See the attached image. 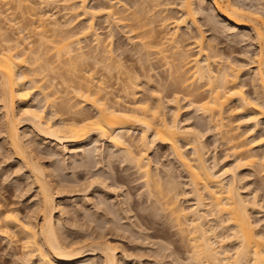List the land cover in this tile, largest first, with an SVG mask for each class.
<instances>
[{"label": "bare ground", "instance_id": "6f19581e", "mask_svg": "<svg viewBox=\"0 0 264 264\" xmlns=\"http://www.w3.org/2000/svg\"><path fill=\"white\" fill-rule=\"evenodd\" d=\"M54 1L61 2L65 9H67V15L69 14V16L65 22L55 17V13H51L50 9L43 10L44 6L51 5V2ZM87 1L88 0H4L8 7L5 10L0 9V108H2L1 111H3V121L1 123L2 126L0 125V132L4 134L3 140H5L4 142L7 143L9 147L8 151L10 155L13 154L15 158L25 166L27 169V175L26 173L25 175L32 179V184L36 185L37 188L35 194L37 197L35 208L24 217L20 216L17 208L9 206L8 202L4 199H0V236L8 237V239L11 237L13 238V236L14 238L16 237V242L18 241L20 242L19 244H21L24 260L30 264L34 262H37V264H83L84 258L87 256H98V259L96 262L94 260H88L84 262V264H121L122 258L124 256L126 257L124 254L119 255L120 251L118 248L120 246H116L115 243L110 241L111 239H107L102 231L97 232L95 229H92L94 232L92 231L91 234L89 233L83 240L81 237L80 239L77 237L78 239L75 238V240L74 238L68 240L66 236V238L63 237L64 235H62L63 231L61 229H63L62 226L65 222L62 221V213L67 214V212H63V208H61L63 206L61 204V197L63 196L62 193H65L63 192L65 186H63L58 179L59 173L57 169H60V171L62 170L59 168V165L54 167V169L48 168V162L46 164L42 156L44 151L43 149L41 150L39 146L42 144L36 141L34 143L30 140L31 138L29 139L27 137V130H22L28 128L32 134L34 133V135H36V138L39 137L42 142L44 141L47 144L46 149H48V152H46L49 154L48 157L58 156L61 160H67L69 149L71 150L70 146L81 144L92 146L83 149L84 154L82 153V160L85 159L86 162L89 160V157H95V159L97 158L96 156L100 155L104 157L107 152L109 156L112 154L114 157L116 153H113L115 151L118 153L119 151L120 153L118 154H122L123 156L121 159L127 160L130 164H133L134 167L136 166L138 172L143 173L144 178H142L145 179L144 184L145 187L148 188L146 191L147 193L148 191L150 192V194H148L150 198L151 195H154L152 196L153 200L162 196L160 191L163 188L159 190L161 187L159 177H161V175L158 176V174L153 173L152 160L149 155L154 151L158 152L159 143L168 145L176 161H178L188 173V185L191 187L190 191L188 190L185 194L189 195L191 193L195 202L188 208L182 206L179 203V196L181 197L184 194L178 189V183L176 184V181H170L171 179H169V181L165 180V182H169V185L167 190L165 188L163 189V194L166 195L168 193L171 195L167 194L169 197L163 196L166 199L163 198L164 200H162V203L158 202L161 200L160 197V200L159 198L156 199L153 204L156 207L159 203L161 205L160 208L162 207L163 210L165 209L168 211V215H170L169 221L172 220V222H176L178 230H181L180 232H185L182 233V236L188 237V242H190L193 251L191 253L192 262L189 263L264 264V231L258 228L259 223H256L252 218V213L255 212H252V210L260 205V201L256 198L255 192L253 193L255 197L251 194L252 198H250V194L248 195L249 197H247L248 193L246 195L244 194V196L241 190L243 189L241 185L243 181L242 171L246 166H252L254 168L255 165L258 167L260 166V169L262 167V171L258 170L264 175V154L259 153L261 155L260 157L256 154L257 152H253V147L257 141L264 143V133L261 134L258 140H249L251 135L254 136L255 131L259 132L261 129L260 127L264 128V6L261 4L259 5V3L257 5L256 3L264 0H207L206 4L204 3L205 0H202V2L199 0L198 3H200V6L198 5V7L196 0H150L153 2V5L149 6L148 4L151 2L147 3V1H145L146 5H144L145 8L148 6L149 9L151 6L156 7V9L152 7V10L155 9L153 15L151 14L152 11L148 8L147 11H150L148 14H151V16H148V14L143 15L147 13V11L145 12L144 5L143 8H141V11L144 12L143 14H133V23L129 25L130 30H127L133 31L132 33L130 32L131 34H133L134 31L138 32L136 36L140 40L138 44L140 48L137 47L139 50L136 52L139 54L136 53L134 55H139L140 62L142 60L143 62L149 61V56L157 51L160 56L156 57L157 59L159 58L158 62L161 58L166 64L170 65V67H168L169 69L172 67L171 65H173V67H176V72H180V75L181 72L187 74L184 76L182 73L183 76L181 75V77L178 75L180 81H177L183 82L184 80V82L177 85L183 87V85L180 86V84H186L184 85L185 87H183L184 89H182L178 88L176 85L178 82L175 81V77L178 79V73H174L175 70L173 72L172 68L168 71V73L170 72L169 74L173 73L176 75L173 77L174 80L171 77L177 86V88L175 86L176 90L184 91V94L180 92V95L173 92L174 94H172L174 96L171 95L174 98L170 99H172V103H181L180 101L184 100L186 102L184 103L186 104L185 107L188 106L190 111L198 112L197 115H200L201 118L199 120H194L192 124L185 123V121L179 117V110H182L179 105L181 106L182 103L179 105L175 104L176 107L178 105L177 109L174 108L171 117L167 116L168 114H166L167 112L164 110L167 105L171 104L169 103L170 101H167V104L165 103L167 100L166 97L165 99L162 98L160 94L162 93L160 89L161 85L159 83L158 87H160V90L156 88V85H154V87L156 91H160V96L158 93L157 95L156 93L154 94V92H156L154 89V92L151 90V96H148V98H144L143 96L145 95H141L143 98L138 96L139 93H137L134 87L136 88L140 85H138L140 77L146 76L147 78L145 77L142 79L146 80L148 82L145 81L147 84L152 82L153 79H151L150 69L153 70L152 67L154 66L147 69L145 68V62H142L141 66L139 65L141 68L135 66V62L132 63V65L126 66L124 63V55L121 54L123 52H119V57L118 54L115 55L117 52H115V48L112 47L114 46V43L112 44V42H114V27L112 28V25L117 27L121 24L120 26H123L121 28H125V26L129 24V22H127L129 21L127 20L128 17H126L128 12H123L124 15H122L120 11L122 12L125 9L127 11L131 6L128 7L125 1L123 2L122 0H107L105 5L101 4V6L89 5ZM135 3L138 6L137 1ZM207 3H209L210 7L217 13L215 16H220L218 19L212 17L211 21L209 20L210 23H208L211 24L213 30L218 28L216 25H219L220 21L223 23L221 20V18H223L228 22L229 27L226 26L229 28L228 30H233L234 36L239 35L244 37V39L241 38L242 41L246 39V35L249 36V34H251L253 36V44L255 46L254 48L252 46L253 53L250 55L248 53L250 51L248 50L246 53L250 55L248 57L249 62H246V66L252 64L250 66V74L252 75L250 76L249 74L251 77L250 82L243 80V78L241 79L243 75L241 74V69H243L245 63L241 64L239 61L241 65L236 64V60L234 59L233 62V60L230 59L231 56L227 55L229 53H223L224 51L222 52L216 44L206 39L205 32L200 25L201 23L199 24L197 14L202 12L203 15H206V10H209L207 9ZM116 7H121V10ZM122 7L125 9L122 10ZM176 7L178 14H173L175 12L171 10ZM198 8L201 12H199ZM6 11L8 13H5ZM9 11L11 12L9 13ZM14 12H18L19 14L21 12V17L22 15L25 16L26 12L28 16L26 15L27 18L26 16L23 18L25 22L13 16L14 14L10 16ZM78 17H80L79 20L81 18L82 20L86 18L87 23L79 27L76 24L74 26L72 22L75 20L77 21ZM99 17H105V21H108L109 25L111 24L109 28L112 29L109 35L111 38L108 36L111 42L109 41V44L106 43L107 45L103 44L104 48H100V46H102L101 41L104 39L101 37L102 35L97 32L96 28V19ZM155 17H160L161 23L158 22L162 29L165 28V34L161 32V27H157L160 31L155 29L156 25H153V22L155 21L154 23H156L157 21ZM5 20L11 23L8 24L9 26L12 25L13 29L15 28L18 30L17 34H9L8 22ZM67 24H70L71 28L67 29ZM189 24L190 26L192 25V27L194 26L197 30V35L194 34V37L191 35L192 32H180L183 26L188 27L190 32L191 28H189ZM29 26L31 29L33 28L35 34L38 35V38H36L39 44L34 45V42H37V40H31V38H29L30 36L25 35V30H27ZM76 26L78 28H76ZM147 26H150V28ZM166 28H171V30H167ZM127 30L125 32L128 33ZM131 34L127 35L130 36ZM91 35L93 38L95 36L93 40H96V47L93 44L94 46L92 45L93 47L90 48V43L87 44L88 46L82 43L89 39ZM215 35L216 34L213 36ZM133 39L136 38L134 37ZM247 40L249 41V39ZM133 41V45H136L137 41ZM47 42H54L55 44L53 43V47H51V45H46ZM49 46L51 48H49ZM86 46L90 49L84 50ZM47 47L53 50L54 57L60 60L63 65L69 66L73 74L76 69H80L81 72L86 66V69L82 70H87L85 71L86 73L84 72V74L82 72V75L81 73H75V75H78L76 78L78 81L73 79L77 82L72 91L73 95L75 94L74 96L81 101L72 102L71 99L75 98H73V96L72 98L64 97L66 99L63 98L61 102H58V100L56 101V96L52 98L51 89H54L55 92L53 91V94H55L59 92L57 88L60 86H57L59 84H56L57 82L54 81L57 76L55 77L53 74L55 78L49 76V72H55L58 66L54 65V67L52 65L53 62L51 60L53 58L51 59V57H53V55H49V51L51 50L47 49ZM120 48L121 47L118 46L116 49ZM155 48H157L155 52L154 50L152 51V49ZM134 50L135 49L131 51L134 52ZM118 51H121V49ZM150 52H152L151 55ZM122 55L123 59L121 57ZM243 55L244 54H242V56ZM152 58L151 60H153ZM55 59L54 61H56ZM151 60L149 62H151ZM137 61H139L138 58ZM143 64L145 66H143ZM98 65H101V68L106 71L107 74L111 73L113 76L116 72L113 74L112 70L118 68L119 74L126 75L125 80H121L120 78V81H123V86L121 88L120 86L116 89L113 88L112 84L109 83L110 80H106L108 76L105 79L104 73L100 74L103 76L101 77L99 75L100 78L98 77L97 79L95 73L99 74V72L95 71L94 73V70L99 67ZM59 66L62 67L61 65ZM147 66L150 65L147 64ZM155 68H157L156 65ZM98 71L101 72V70ZM154 71L156 70H153V72ZM156 74L158 76L161 75L158 73ZM113 76H111V81L115 78L119 79L117 76H114L115 78L113 79ZM155 76H153V78ZM154 81L155 80H153V82ZM185 81H187V83H185ZM247 84L251 86L252 93L248 92L249 89L248 91L244 89ZM164 87L167 86L163 84V89ZM119 88L123 89L119 90L120 93L118 92V94L116 93L115 95V92ZM121 92H123V94H121ZM35 93H38V96L39 94L42 95L40 100H44L46 104H41V101L37 100ZM67 93H69V91ZM127 93L133 94L129 102L126 99L129 96ZM135 94H137V96H135ZM124 99L127 101H124ZM150 99L155 102H150ZM17 103L19 104V108L16 106ZM85 105H90L91 111L86 109ZM226 113L228 117L230 113H237L238 115L239 113H249V117H245L247 119L246 122L243 121L244 118L242 120L243 122L238 120L235 125L231 119L230 122L228 121L229 118L226 117ZM230 117H232V115H230ZM241 123H246L245 125L250 123L248 124V126H251L249 127L250 131L248 129L243 132H238V129L242 127ZM213 128H216V132L217 128L220 129V133L223 135L221 138L224 140V143L227 142L230 144L229 146L232 152L228 156H231V158H226L229 152L226 154V157H224V155L223 158H219L220 156L218 157L217 153L210 154V148L207 144L205 134L213 130ZM135 129L140 130V135L134 138L133 132ZM98 142L103 143L102 145H104V148L101 147ZM106 143H109L111 146H108L109 149H112V147L115 149L113 153H111L108 148H105L108 145H106ZM188 149H190V151ZM47 155L45 157H47ZM58 157L56 158L57 160ZM112 159L114 158H111V160ZM103 160L96 159V162H94L95 167L97 165L95 163H102ZM60 161L58 162L60 163ZM53 162L54 161L51 163ZM89 163H91V161ZM89 163L84 164L87 167ZM220 164L222 165L220 166ZM107 173L110 172L107 170L106 174L103 173V176L109 175ZM106 178L109 179V176L104 177V179ZM100 179H102V177H100ZM104 179H102V181L99 180V183L106 187ZM97 181L98 179L96 182ZM113 181L116 182V178ZM93 182L94 181H92V184H94ZM244 182L245 181H243V183ZM113 185L115 184L113 183ZM155 186L159 187V192H156L160 194L159 196L157 194H152L154 193L152 192V188H156ZM115 188L117 189V187L113 189ZM115 190L113 191L116 192ZM155 195L158 197H155ZM101 202L103 215L106 217L108 216L107 221L116 223L117 221H115L112 216V218H109V215L114 212L111 206L110 210L112 212L109 210V204L107 202L102 200ZM154 206H152V208ZM158 209L159 208H156V210ZM91 218L89 217V219ZM226 230L229 232H226ZM231 239L236 241L235 246L233 245V248L231 246L233 253H230L232 251L226 247L229 241H233Z\"/></svg>", "mask_w": 264, "mask_h": 264}, {"label": "rangeland", "instance_id": "374dc122", "mask_svg": "<svg viewBox=\"0 0 264 264\" xmlns=\"http://www.w3.org/2000/svg\"><path fill=\"white\" fill-rule=\"evenodd\" d=\"M122 1L123 2L125 1V3L127 4L128 7L131 6V7H129L130 9L129 10L127 9V11H126V9L124 7H122V10L123 9H125V10L121 12L120 11L121 7H116V8H120L119 11H120V13L122 15H124L123 12H128V15L126 13L125 14L127 15L126 17H128L127 20H129V21H127V22H129V24L126 23L128 25H126L125 28H123V29L121 28L123 26H120L121 24H119L117 27L112 25V28L114 27V29H113L114 30L113 31V33H114L113 41L114 42H112V44L114 43V46H112V44H111V46L115 48V50H116L115 52H117V53H115V55L118 54V57H119V54L121 52H123L121 54L124 55V63H125L126 66L127 65H132V63L135 62L136 63L135 66H137L138 68H141L140 66L142 65L143 60L140 62L139 55H138L139 53L136 52V51L139 50L137 47L140 48V46L138 45L140 43V40L136 36V34L138 32L134 31L133 34L135 36L133 34H131L133 31L132 32L129 31L130 30V26L129 25L133 23V20H132L133 14H135V15L143 14L144 12L141 11V8H143L144 4L146 5L145 1H147V3L151 2V1L150 0L149 1L148 0H136L138 6L136 5V3H135L136 1L135 0H122ZM206 1L207 0L204 1L205 4H206ZM87 2H88L89 5H96V6L99 5V6H101V4L105 5L107 0H88ZM196 2H197V7H198V5L200 6V3H198L199 0H196ZM201 2H202V0H201ZM51 3H52L51 5L49 4L47 6H44L43 10L50 9L51 13H53V14L55 13L54 14L55 17H57L59 20L65 22L67 20L68 16H69V14L67 15V11H66L67 9H65L64 5L61 2L54 1V2H51ZM152 3L153 2L149 3L148 5L149 6L153 5ZM256 3H257V5L259 3V5L261 4V5L264 6V1H259V2H256ZM145 5H144V8H145ZM208 5H209V3H207V7H208L207 9H209V10H206V12H207L206 15L202 14V12L199 10L200 7L198 8V10L201 13L197 14V17H198V20H199V24L201 23L200 25H201V28L203 29V31L205 32L204 34L206 36V39L208 41L210 40V42L212 41V43L216 44L220 48V50L222 52L224 51L223 53H225V54L229 53L227 55L231 56L230 59H232L233 62H234V59H235L236 60V62H235L236 64L241 65V64L245 63L244 64L245 67L243 66V69H241V74H243L241 79L243 78V80H245L247 82H250V79H251L250 76L252 75V74H250V72H251L250 71L251 70L250 66L252 64H249V65L246 66V62H249V58L248 57L250 55H252L253 48L255 47L254 44H253V42H254V40H253L254 38H252L253 36L251 34H249V36L246 35L245 36L246 39L243 40L244 41L243 42L242 39H244V37H241L239 35L238 36H234L233 32H232L233 30L232 31L228 30L229 29V28H227V27H229L228 22L226 20H224L223 18H221L223 23L221 21H220L221 24L219 23L220 29H219V25L217 24L216 27H218V28L215 29L216 31L213 30L211 24H209V23H210L212 17L213 18L216 17L215 15L217 13L210 7V5L209 6ZM0 7H1L0 9H2V10L4 9L5 10L8 7V5L5 4L4 0H0ZM146 7L148 8V6H146ZM152 7H154V6H151V8L150 9L148 8V9L150 11H152L151 14L153 15V11L155 12L156 7H154L155 9L153 8L154 10H152ZM147 8H145V12L148 10ZM150 11H147V13H145L143 15L148 14V12L150 13ZM171 11L175 12L173 14H178L177 7L172 9ZM10 12L11 11H9V13ZM26 12H25V16L26 15L28 16V14H26ZM5 13H8V12L6 11ZM151 14L150 15L148 14V16H151ZM171 14H172V12H171ZM12 15L16 16L21 21L23 20V18H25L24 15H22V17H21V12H20V14L18 12H14L10 16H12ZM27 16H26V18H27ZM79 18L80 17H78V20H79ZM216 18L218 19V18H220V16L216 17ZM78 20L77 21L75 20L74 22H72V24L74 23V26L76 24L79 27V26H83L84 23L85 24L87 23L86 22L87 21L86 18H83L84 21L82 20V18L79 21ZM105 20H106L105 17L104 18L103 17H99V18L96 19L97 32L100 33V35H102L101 37L104 39V40L102 39L103 41H101L102 46H100V48H104L103 44L107 45L106 43H108L110 41L109 40V37H110L109 35H110V30H112L111 28H109L111 24L109 25L108 21L106 22ZM155 20H157V21H156V23H154L155 22L154 21L153 25H156L155 29H157V27H161L160 24H159L160 17L159 18L155 17ZM6 22H8V21H6ZM23 22H25V19L23 20ZM8 24H11V23L8 22L7 26H9ZM149 25L153 26L152 24H149ZM77 26H76V28H78ZM128 26H129V28H128ZM147 27L150 28V26H147ZM66 28L67 29L71 28L70 24H67ZM189 28H191L190 32L188 30V27L183 26V27H181L180 32H187V33H191L192 32L191 33L192 36L194 34L197 35V32H196L197 30H196V28L194 26L192 27V25L190 26V24H189ZM11 29H13L12 25L9 26V29H8L9 34H11V35L17 34V32H18L17 29H15V28H14L15 30L14 29L11 30ZM29 29H31L30 26L27 28V30H25L26 34L25 33L24 34L27 35V36H30L29 38H31V40L32 39L34 41H35V39L37 40L38 35L35 34V31L33 30V28L31 29L32 31L29 30ZM125 29L126 30L129 29V30H127L128 33L125 32L126 31ZM164 29H162V27H161V32L163 34L166 33V32H164L165 31ZM166 29L167 30L168 29L171 30V28H166ZM139 30H141V29H139ZM157 30L160 31L159 28ZM14 31H16V32H14ZM127 34L128 35L131 34V35L128 36ZM214 34H216V35L213 36ZM229 35H231V36H229ZM232 35H233V37H232ZM129 37H131L132 39L129 38ZM134 37L136 39H133ZM250 37H251V40H250ZM94 38H95V36H94ZM94 38L91 35V37L89 39L85 40V42H83L82 44L83 45H87V44L90 43L89 44L90 48L93 47L94 45L96 47V44H95L96 40L94 41L93 40ZM247 39H249V41ZM190 40H192V39H190ZM132 41L133 42L137 41V43H136L137 46L133 45L134 43H132ZM102 42H104V43H102ZM53 43L54 42H52V43L47 42L46 45L47 46L51 45V47H53ZM36 44H39L38 40H37V42L36 41L34 42V45H36ZM121 44H123V45H121ZM87 46L84 48V50H89L90 49ZM118 46L121 47L120 48L121 51H118L120 49H116ZM252 46H253V48H252ZM51 47L49 46V48H51ZM49 48L47 47V49H49ZM123 48L124 49L126 48L127 50L126 49L124 50ZM133 49H135L134 52H132ZM156 49L157 48L152 49V51L154 50V52H155ZM49 50H51V49H49ZM247 50L250 51V52H248ZM247 52L250 55L246 54ZM136 53H138L137 54L138 57H137V55H134ZM151 53L152 52H150V55H151ZM155 53L154 54L152 53V55L149 56L150 60H151L152 57H154V58H152L154 61L153 60H151V62H149L150 60L149 61H144L146 63L145 64L146 66L144 64H143V66H145V68H147V69H150L152 66H154L152 68H153V70H156V71L153 72V70L150 69V74H151V77H152L151 79L155 80L156 82L155 81L153 82V80H152L153 83L150 82V84H147L148 82L146 80L142 79V78H145L146 76L142 77V78L140 77V79H139L140 81L138 83V85L139 84L140 85L137 86L138 88L134 87V89L137 90V93H139L138 96L140 98H143V97L144 98L145 97L148 98V96H151L150 93L153 91V89L155 90L156 88L159 89L161 87L160 89H161L162 93H160V94H161L162 98L165 99V97H166L167 100L165 101V103L167 104V101H170L169 103L171 104V105H167V106L165 105L166 109L164 111L167 112L166 113V114H168L167 116L171 117L173 115L174 108L177 109L178 105L182 103L181 106L179 105L180 109L182 108V110H179V113H180L179 117L183 121H185V123H189V124H192V122H194V120H199L201 117H200V115H197L198 112L196 113L195 111H192V110H191L192 111L191 112L190 108H188V106L185 107L186 104H184V103H186V102L184 100L180 101L181 103H176V102L172 103L171 102L172 99L174 98L173 97L174 96L173 92H176V94H179L180 92H182V94H184V91L176 90L177 86H178V88L184 89L183 87H185L184 85H186V84H180V86L183 85V87L182 86L179 87V85H177V84L184 82V80H183V82L182 81L178 82V81H180L179 77H178V75H180L179 74L180 72H176V67H173V65H171L172 66L171 67L172 71L174 72V70H175L174 73H176V74L178 73L177 74L178 79L175 77L176 76L175 74L172 73L174 76L172 74H169L170 72L168 73V71L171 68L169 69L168 67H170V65L166 64L163 59H162L163 60L162 61L161 58H160V61H159L160 63H159L158 62L159 58L158 59L156 58L159 55H158L157 51ZM242 54H244V55L242 56ZM49 55H51V56L53 55V50L49 51ZM123 55L121 56L122 59H123ZM233 56H234V58H233ZM118 57H115V58L119 59ZM55 58L56 57H54V55H53V57H51V59H52L51 61L53 62L52 65L53 66L56 65L60 69H58L56 67L57 70L55 72L54 71L53 72L57 73V74H54L51 71L52 73L49 72V76L50 77L51 76L54 77L53 75H55V77L57 76V78L54 77L56 80H54V79H52V80L56 81L57 83L56 82L55 83L59 84L57 86H60V87L57 88V90L59 91L58 93L53 94L54 89L53 90L51 89V91H52V98H53V96L54 97L56 96L55 97L56 101L58 100V102L59 101L61 102L64 97H68V98H72V96H73V98L75 97L74 96L75 94L73 95V92H72L74 87H75V85H76V83H77L75 80H73V79H76L77 76H78V75H75V73L76 74H80L81 73V75H82V72L84 73L87 70L82 71V70L86 69V66H85V68L82 69L81 72H80V69H76V71L73 74L72 71L69 69L68 65H63V63H61L60 60H58L57 58L55 59ZM137 58H138L139 61H137ZM54 59L56 61H54ZM239 61H240L241 64L239 63ZM59 62H60L59 65H61L62 67H60L58 65ZM154 63H156V64H154ZM163 63H165V64H163ZM147 64L150 65V66H147ZM155 65H156V67L158 69L155 68ZM98 66L99 67L95 68V70H94V73H95V71L99 72V74L95 73L96 76H97V79H98V77L100 78V76H101L100 74L104 73L105 79L108 76V78L106 80L107 81L110 80L109 83L112 84L113 88L116 89L118 86H120V88L123 86V81H120V78H121V80H125L126 79V75L119 74L118 68L115 69V70H112L113 74H115V72H116V74L114 76L115 77L117 76V78H119V79H116L113 75H111V73H109L110 75L107 74V72L104 71L101 68V65H98ZM173 68H175V69H173ZM64 69H65V71H64ZM87 69H88V67H87ZM77 70H79V71H77ZM98 70H101L102 73L100 71H98ZM59 72H61V73H59ZM155 72L158 73L159 75L160 74L161 75L158 76ZM153 73H155V74H153ZM182 73L183 72H181V75H182ZM60 74H62V75H60ZM249 74H250V76H249ZM170 75H172V76H170ZM181 75H180V77H181ZM183 75L186 76L187 74L183 73ZM58 76H59V78H58ZM62 76H63V78H62ZM109 76L110 77L113 76V79L114 78L115 79L111 81L112 77L110 78ZM153 76H155V77L153 78ZM169 76H170V78H169ZM171 77L172 78L175 77V81L178 82V83H176L177 86L175 85V81L173 82L174 78L172 80ZM180 79H182V78H180ZM76 80L78 81V79H76ZM172 82H173L174 86L173 85L171 86ZM158 83L161 85L160 87H158L159 86ZM185 83H187V81H185ZM118 84H121V85H118ZM163 84L167 86V87H164L165 90L163 89ZM154 85H156V88L154 87ZM175 86H176V88H175ZM246 86L244 87V89L247 90V91L249 89L248 92L252 93L251 86L249 84H247ZM120 88L117 89V91L115 90L116 91L115 95H116V93L118 94L119 90L123 89V88L122 89H120ZM162 89H163V91H162ZM172 89H174V90H172ZM68 91H69V93H67ZM123 92H124V90H123ZM123 92H121V94H123ZM159 92L157 90L156 92H154V94L156 93V95H157V93H158V95H159ZM167 92H168V94H167ZM37 94L35 93V96H37V100H40L42 98V95L39 94V96H38ZM127 94L129 96L126 99L129 102V100H131V97H133V94L132 93H127ZM141 95L142 96L145 95V96L142 97ZM69 96H71V97H69ZM135 96H137V94H135ZM181 96H184V95H181ZM38 97H39V99H38ZM149 98H151V97H149ZM170 98H172V99H170ZM33 99H34V97H33ZM64 99H66V98H64ZM126 99H124V101H127ZM168 99H170V100H168ZM73 100H75V101H73ZM32 101H34V100H32ZM40 101H41V104H46L44 102V100H40ZM71 101L72 102H76V101L79 102L81 100L79 98L77 99L75 97L74 99H71ZM149 101L150 102L151 101L155 102L152 99H150ZM17 104H16V106H18L17 108H19V104L18 105ZM175 104H178L177 107L175 106ZM47 105H48V103H47ZM85 106H86L85 107L86 109L91 111V107H89L90 105H85ZM182 106H184L185 108L182 107ZM47 108H49V107H47ZM1 110H2V108H0V125H1V123L3 121V118H2L3 117V113H2L3 111H1ZM234 114H237V113H234ZM234 114H231V113L228 114L229 117L227 116V113L225 115H226V117L229 118L228 121L230 122V119H231L232 122H234L233 124H235V125L237 124L238 120L242 121L245 117L246 118L249 117V113H246V114L245 113H239V115L238 114L234 115ZM230 115H232V117H230ZM188 118H189V120H188ZM232 118L234 119V121H233ZM246 118L243 120L244 122H246V120H247ZM195 122H197V121H195ZM232 122H231V125H232ZM245 124H242V127L240 129H238L239 130L238 132H240V131L243 132L244 130L246 131L248 129L250 131L249 127H251V126H248V124H250V123H247V125H245ZM260 128L261 129L259 130V132L255 131V134L253 133L254 136L253 135H251V137L249 136L250 137L249 140H251V139H257L258 140V138L260 139L261 134L264 133V128H262V127H260ZM22 130H27V133L29 134V136L27 134V137L29 139L31 138L30 140H32L34 143L36 141L37 143H40V144L43 145V146L42 145H39V146L41 147L40 149L41 150L43 149V151H44L42 156L45 158V159L43 158L45 163L47 164V162H48V164H47L48 168L49 169H54V167L59 165V168H61V170H62V171H60V169H57V171L59 173L58 179L61 181V184L63 186H65L64 190H63V192H65V193H62L63 196L61 197V201L63 202V203L61 202V204L63 205L61 208H63V212H67V214L66 213H64V214L62 213V218H63L62 221L65 222V223H63L64 225L62 226L63 229H61L63 231V232L61 231L62 235H64L63 237L66 236L68 240L73 239V238H74V240H75V238L76 239H78V238L80 239V237H81V239L83 240L86 236L89 235V233L91 234L92 231L94 232V230H92V229H95L97 232L98 231L99 232L102 231L106 235L107 239H109V240L111 239L110 241L112 243H115L116 246L118 245V247L120 246L119 248L117 247L118 250L120 251L119 255H121V254L126 255V257L124 256L122 258V260L120 262L121 264H180V263L190 264L189 262H192V258H191L192 254L191 253L193 251H192V248L190 246V242H188V237L187 236H186L187 239H186L185 236H182V233H185V232H183V231L180 232L181 230H178L176 222H174V221L172 222V220L169 221L170 215H168V211L167 210H165V209L163 210L162 207L160 208L161 205L159 203L157 204L159 207L157 205L155 207L154 204H153V202L156 201V199L159 198V200H160V197H161V200L160 201L157 200V201L162 203L163 202L162 200H164L163 198L169 197L168 195H171V194H168V193H167L168 195L165 193L167 196L163 194V192H164L163 189L165 188L167 190V187L169 185V182L167 183V182H165V180L169 181V179H171L170 181H173V180L176 181L175 183L176 184L178 183L177 184L178 189H180V192H182V194H184L181 197L179 196V198H180V202L179 203L182 206L188 208V207H191L193 205V203L195 202V199L193 198L191 193L189 195L185 194L188 190L190 191V187H191V186L188 185L189 184L188 183L189 176L187 175L188 173L184 170L183 166L180 165V163L178 161H176V159L174 158V155L170 152L171 150H170L168 145L159 143L158 144V146H159L158 152L154 151V152L150 153V155H149L151 157V160H152V166H153L152 170L154 171V172L153 171L152 172L154 174H158V176L161 175V177H159L160 178L159 181L161 183V185H160L161 187L159 188L158 186L157 187L155 186L156 188H152L153 189L152 192H154V193H152V192L151 193L152 194H157L159 192V190L161 188H163L162 189L163 191L162 190H161L162 192L160 191V193H162V196L158 197L160 194H157L158 196L155 195V197H158V198L153 200L152 196H154V195H151V198H150V196H148V194H150V192L148 191V193H147V191H146V189L148 190V188L145 187V184H144V182H145L144 180L145 179H143L144 178L143 173L138 172V169H136V166L134 167V165L130 164V162H128L127 160L121 159L123 156H122V154H118V153H120L119 151L117 153V151H115V149L113 147H112V149H109V147H111L109 145V143H106V145L107 144L108 145L105 148H108L109 151H111V153H113V150H114L115 152L113 154L116 153V155H114V157H113V155L109 152L111 154L109 156V154L107 152V154L104 155L105 159H104V157H102L103 155H100L101 157L100 156H96L97 160L98 159L99 160H103L104 159V160H103L102 163H99V164L95 163V164H97L96 167H95V165H94V162H96L95 157L94 158L89 157V160H87V162H86L85 159L82 160V158H83L82 153L84 154L83 149L84 148L85 149L89 148L88 146H91V145H87V144L71 145L70 146L71 150L69 149V152H68L70 158L68 156L67 160H63V159L61 160L60 157L57 156L58 157V160H57L56 156L55 157L53 156L54 158L53 157H48L49 156V154L47 153L48 149H46V147H47L46 145L47 144L44 141L42 142V140L39 139V137L36 138V135H34V133L32 134V132L28 128H25V129H22ZM139 135H140V130L135 129V131L133 132V137L135 138V137H138ZM221 136H223V135L220 133V129H218V128H217V132H216V128H213V130H210V131H208L205 134L207 144H208V146L210 148L209 152H210V154L211 153L212 154L213 153H217L218 154L217 156L218 157L220 156L219 158H223L224 155H225L224 157H226V154L229 152L227 154L226 158H231V156L230 157L228 156L232 152L231 148L229 146L230 144L227 143V142L224 143V140L221 138ZM3 139H4V134L0 132V199L1 200L4 199L6 202H8L9 206H11V207L13 206V208H17L19 213H20V216L24 217L29 212H31V210H33L35 208V202L37 200V197L35 196V194H36V189L37 188H36V185L32 184V179L28 178L26 176L27 175V169L25 168V166L23 164H21V162H19L18 159L15 158V156L13 154L10 155V152L8 151L9 147H8L7 143L4 142L5 140H3ZM102 144L103 143H101V142L99 143V145L104 148V145H102ZM253 148H254L253 149L254 151L253 150L252 151L254 153L257 152L256 154H258V156L261 157L260 154H264V143H261L260 141H257ZM229 149H230V151H229ZM188 150L190 151V149H188ZM75 154H77L79 156H77ZM46 155H47V157H45ZM119 155H120V157H119ZM106 157H108V158H106ZM111 158H114V159L111 160ZM232 158H233V156H232ZM56 160H57V162L60 161V163L59 162L57 163ZM73 160L77 161V162H74ZM79 160H81V161H79ZM52 161H54V162L51 163ZM90 161H91V163H89ZM105 161H107V162H105ZM108 161H110V162H108ZM62 163H64V164H62ZM84 163H89V165H87V167H86ZM90 164H91V166H90ZM221 165L222 164H220V166ZM107 166H109V167H107ZM256 166L257 165H255V168L252 167V166L251 167L246 166L243 169V171H242L243 181H245V182L243 183V181H242L241 185L243 186V189H241V190H242V194L243 195L244 194L246 195L248 193L247 197L250 196V198H252V195H253V197H255V195H256L257 196L256 198L259 199V201H260V205L259 206L260 207L257 206V207H255V209L252 210V212L255 211V212L252 213V218H253V220L256 223H259L258 228H260V229H262V231H264V207H263L264 206V181H263L264 180L263 179L264 175H263V173H261L262 167L260 169V166L259 167L257 166L258 168ZM102 167H103V169H102ZM106 168H107L108 172H110V173H107L109 175L103 176L104 175L103 173L106 174V172H107ZM258 169L261 170V171H259ZM155 171H156V173H155ZM25 173H26V175H25ZM101 173H102V175H101ZM168 173H169V175H168ZM141 174H142V176H141ZM106 176H109V179L108 178L104 179V177H106ZM100 177H102V179H104L106 181V182L104 181V183L106 184V187L108 186L107 188L102 186V185H100L99 180L102 181V179H100ZM112 177H114V178H112ZM115 178H116V182L113 181ZM97 179H98V181L96 182ZM161 179H162V181H161ZM90 180L94 181L93 182L94 184H92V181H90ZM75 181H77V182H75ZM89 182H91V183H89ZM113 183L115 185H113ZM108 184H111V185H108ZM244 184H245V186H244ZM89 185H90V187H89ZM114 187H117V189L116 188H115L116 190L113 189ZM158 188H159V190H158ZM66 190H67V192H66ZM113 190H115L116 192H114ZM163 196H165V197H163ZM101 200L105 201V202H107L109 204L108 205L109 206V210H110V206H111V209L114 212H112L110 210L113 214H110L109 218L113 217L115 219V221H117L116 223H118V224H116L115 222L113 223V221L112 222L107 221L108 216L106 217V216L103 215L104 213H103V210H102V202H101ZM98 202H100V203H98ZM97 203H98V205H97ZM152 206L155 207V210H154V207L152 208ZM98 207H99V209H98ZM156 208H159V209L156 210ZM89 211H90V215H89ZM96 214H97V216H96ZM85 216H86V218H85ZM89 217L90 218L93 217V218L89 219ZM112 223H113V225H112ZM96 226H98V227H96ZM116 226H118V227H116ZM79 227H81V228H79ZM226 232H229V231L226 230ZM184 235H187V234H184ZM11 238L8 239V237L6 238V237H4L2 235L0 236V264H30L29 262L25 261L24 258H23V254H22V251H21L22 250L21 249V244H19L20 242H18V241L16 242V239H15L16 237L14 238V236L12 238L13 241L11 240ZM233 239H231V240H233ZM234 240L232 242L229 241L227 243V245H226V247H228L230 249V251H232L230 253H233L232 248H233V245L235 246V243H236V241H234ZM231 246H232V248H231ZM97 259H98V256H95V257L94 256L93 257L92 256H87V257L84 258V262H86L88 260H94L96 262ZM84 262H83V264H84ZM32 264H37V262L36 263L34 262Z\"/></svg>", "mask_w": 264, "mask_h": 264}]
</instances>
